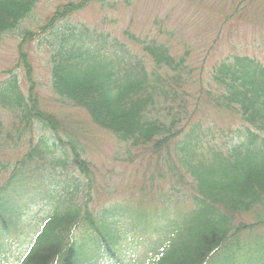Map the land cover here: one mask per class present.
Listing matches in <instances>:
<instances>
[{
    "label": "trees",
    "instance_id": "1",
    "mask_svg": "<svg viewBox=\"0 0 264 264\" xmlns=\"http://www.w3.org/2000/svg\"><path fill=\"white\" fill-rule=\"evenodd\" d=\"M37 2L0 0V38L12 34L18 39L16 64L6 72L22 65L27 83L32 77L26 43L33 34L22 22ZM92 2L103 5V0L62 3L39 28L48 30L47 36L56 35L55 40L44 39L52 91L61 102L82 108L93 128L125 145L129 157L135 148L155 158L150 178L157 175L172 187L162 202L175 197L189 205L182 219H164L156 209L135 216L129 205L114 208L119 213L112 208L92 213L88 201L93 165L76 134L65 129L64 139L62 125L40 106L31 84L25 93L16 75L8 74L0 81V259L12 229L19 227V204L43 199L38 190H43L45 171L53 174L50 170L59 167L73 169L69 178L82 177L86 191L81 197V188L70 189L68 179L60 190L44 191L48 210L18 264H120L114 218L122 213L130 221L144 220L143 228L133 221L143 235L126 248L139 251L141 241L147 246L144 232L151 243L146 259L131 255L133 264H236L234 252L245 250L244 236L264 231V64L234 55L203 78L192 73L186 57H175L166 45L128 31L141 56L85 25H55ZM205 106L237 121L238 127L222 129L216 138L217 130L203 125L199 116ZM4 115L11 117L8 128ZM32 122L44 131L35 140ZM23 141L22 149L11 152ZM176 141L179 144L171 149ZM157 163L162 170L156 169ZM79 227L90 232L98 256L83 252L85 245L75 235Z\"/></svg>",
    "mask_w": 264,
    "mask_h": 264
},
{
    "label": "rangeland",
    "instance_id": "2",
    "mask_svg": "<svg viewBox=\"0 0 264 264\" xmlns=\"http://www.w3.org/2000/svg\"><path fill=\"white\" fill-rule=\"evenodd\" d=\"M67 1L69 0H38L30 17L22 22V28L33 34L32 40L26 43L31 83H27L22 65L13 68L11 73L6 72L16 64L18 39L12 34L0 38V81L8 78V74H14L25 93H28L31 84L33 91L38 95L40 106L51 112L62 125L60 133L63 138L65 139L66 135L65 129L76 134L93 165L94 180L88 201L92 213L111 208L112 212H118L117 209H120L121 205H131L133 208L131 211L135 216L158 208L164 219L169 214L182 219L184 206L189 203L175 197L170 202H162L164 195H170L169 189L172 187L157 175L150 178V168L155 165V158L151 160L147 152L135 148L131 149L129 157L125 145L116 142L107 132L93 128L90 117L82 108L61 102L53 93L50 83L49 50L44 45V39L55 40L56 35L47 36L49 31H41L39 28L46 25V19L52 16L60 4ZM56 24L85 25L89 31L113 43L122 44L132 54L137 53L140 56L142 55L140 48L125 32L128 31L148 41L153 40L166 45L173 56L186 57V63L192 73L203 78H207L218 62L234 55H247L257 58L264 64V0H103V5L98 2L87 4L71 16L56 21ZM189 90L193 88L189 87ZM199 116L204 122L203 125L211 126L213 131L217 130L216 138L222 136V129H235L239 124L208 106L203 108ZM10 119L11 117L4 115L7 128ZM32 126L35 140L44 131L35 122H32ZM24 144L23 141L11 152H18ZM178 144V141L173 142L170 148ZM157 164L156 169L162 170L163 165ZM72 170L62 171L56 167L55 170H50L53 174L45 171L43 190L41 188L38 190L43 199L25 205L19 204L22 208L21 221L16 230L12 229L11 239L7 240L5 257L3 260L0 259V264H18L21 260L29 238L48 210L44 191L53 193L54 189L60 190L67 179L70 189L75 186L81 188L85 183L82 177L77 180L71 179ZM66 174V178L60 176ZM185 188L184 186L183 189ZM85 191L86 188L82 187L78 194L82 197ZM242 217L251 221L249 216ZM114 219L120 235V240L116 244L119 257L121 260L123 258L120 264H133L132 254L146 259L144 255L145 253L149 255L151 243L149 235L145 232L147 246L141 241L139 251L126 248V243L142 236L137 232L133 221L143 228L144 220L138 218L130 221L125 213ZM84 229L79 227L76 231L77 241L85 245L83 251L85 254L89 256L94 253L98 256L99 252L90 241V232H84ZM257 231L258 229L254 230L249 238L244 236L243 240L248 241L245 250L234 252L236 255L234 261H239L236 264H264V231ZM90 244L91 250H88Z\"/></svg>",
    "mask_w": 264,
    "mask_h": 264
}]
</instances>
